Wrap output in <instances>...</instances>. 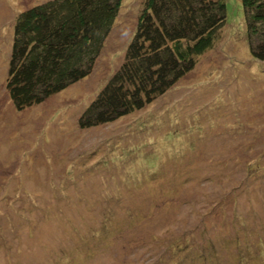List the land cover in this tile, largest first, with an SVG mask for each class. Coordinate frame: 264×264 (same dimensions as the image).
<instances>
[{"label": "rangeland", "instance_id": "1", "mask_svg": "<svg viewBox=\"0 0 264 264\" xmlns=\"http://www.w3.org/2000/svg\"><path fill=\"white\" fill-rule=\"evenodd\" d=\"M45 1L0 0V264H264V59L241 1L165 94L84 129L144 0H122L90 75L17 110L14 23Z\"/></svg>", "mask_w": 264, "mask_h": 264}, {"label": "trees", "instance_id": "2", "mask_svg": "<svg viewBox=\"0 0 264 264\" xmlns=\"http://www.w3.org/2000/svg\"><path fill=\"white\" fill-rule=\"evenodd\" d=\"M252 55L264 59V0H240ZM122 0H47L20 12L6 76L17 110L83 80ZM226 22L224 0H144L123 60L78 119L80 128L141 110L191 72Z\"/></svg>", "mask_w": 264, "mask_h": 264}]
</instances>
